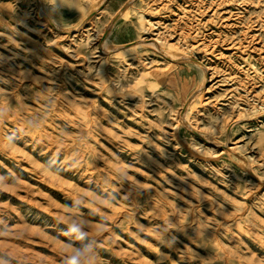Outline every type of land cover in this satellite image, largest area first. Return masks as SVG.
Listing matches in <instances>:
<instances>
[{
	"label": "rangeland",
	"instance_id": "1",
	"mask_svg": "<svg viewBox=\"0 0 264 264\" xmlns=\"http://www.w3.org/2000/svg\"><path fill=\"white\" fill-rule=\"evenodd\" d=\"M73 257L264 264V0H0V264Z\"/></svg>",
	"mask_w": 264,
	"mask_h": 264
},
{
	"label": "bare ground",
	"instance_id": "2",
	"mask_svg": "<svg viewBox=\"0 0 264 264\" xmlns=\"http://www.w3.org/2000/svg\"><path fill=\"white\" fill-rule=\"evenodd\" d=\"M124 10L122 9H120L119 10V12L118 13H120V14H124ZM117 13V14H118ZM73 31H75V29H73ZM171 44H168V46H170ZM103 48H104V50H107V49H109V50H111L112 48H110V47H107V45H105V43L103 44ZM100 85V84H99ZM103 88V85L101 84L100 85V89H102ZM105 88V87H104ZM106 89V88H105ZM112 91H109V90H107V93H111ZM199 96L200 94L199 93H193V95L192 96ZM96 101L95 100H93V102L92 103H95ZM192 107V104H191V102L190 103H188V105H187V108H191ZM100 119H99V121H102L101 120V118L102 117H105L106 116V113H105V111L104 110H100ZM88 121H91V122H94V121H97V117L95 116V114H90L89 115V117H88ZM129 122V121H128ZM123 132V131H122ZM124 145L126 146V147H129L130 146V144L127 142V143H125L124 142ZM130 149H133L132 147H130ZM133 153L134 152H136V151H132Z\"/></svg>",
	"mask_w": 264,
	"mask_h": 264
},
{
	"label": "clouds",
	"instance_id": "3",
	"mask_svg": "<svg viewBox=\"0 0 264 264\" xmlns=\"http://www.w3.org/2000/svg\"><path fill=\"white\" fill-rule=\"evenodd\" d=\"M70 264H76V259L73 257V259L70 261Z\"/></svg>",
	"mask_w": 264,
	"mask_h": 264
}]
</instances>
